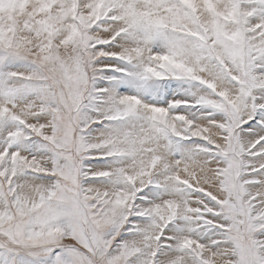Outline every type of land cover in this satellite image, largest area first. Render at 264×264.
Returning a JSON list of instances; mask_svg holds the SVG:
<instances>
[{
    "label": "snow or ice",
    "instance_id": "obj_1",
    "mask_svg": "<svg viewBox=\"0 0 264 264\" xmlns=\"http://www.w3.org/2000/svg\"><path fill=\"white\" fill-rule=\"evenodd\" d=\"M0 264H264V0H0Z\"/></svg>",
    "mask_w": 264,
    "mask_h": 264
}]
</instances>
